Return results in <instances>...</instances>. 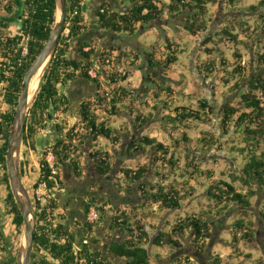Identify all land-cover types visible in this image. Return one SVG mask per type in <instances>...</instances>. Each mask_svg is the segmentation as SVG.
Returning a JSON list of instances; mask_svg holds the SVG:
<instances>
[{
  "label": "trees",
  "instance_id": "16d2710c",
  "mask_svg": "<svg viewBox=\"0 0 264 264\" xmlns=\"http://www.w3.org/2000/svg\"><path fill=\"white\" fill-rule=\"evenodd\" d=\"M120 1L124 5L127 4L125 6H128V9L118 10L110 1H104L94 9L97 25L113 36L122 33L132 35L138 25L144 26L159 21L165 14H168L172 20H180L183 29L190 35L205 33L211 21L209 7L220 2V0ZM248 1L247 4L243 3V0L224 1L227 12L231 13V19L212 36L205 37L203 52L212 59L208 62L198 60L195 66L199 75L205 80L211 78L220 67L225 68V75L221 81L224 87L228 88L226 94L233 93L235 98L224 105L219 122L226 134L232 132L238 139L234 145L229 147L231 152L241 156L245 161L242 167L234 170L235 174L231 176L232 181L230 182L223 178L214 179V172L211 169H202L191 157L187 158L185 171L191 175V178L195 175L209 178L210 182L205 185V196L214 203V209L210 207L206 209V207L199 214L194 212L185 217H179L170 232L163 230V227L154 228L148 219L149 215L155 214L157 209L161 211L180 209L186 198L184 193L174 184H165L163 178L167 173H164L163 177L158 170L152 171L153 176L157 178H154L152 184L143 182L149 174L147 164L137 168L118 167L117 170L123 179L119 183H114L117 192L124 190L125 184L127 188L138 185V190L144 197L142 205L139 208L131 206V210L125 207L118 208L108 216V212L112 210L108 201L98 203L97 197H88L84 204V222L76 223L80 226L78 234L63 222L64 214L57 213V201L53 196L44 199L35 198L34 208L37 222L30 264H101L102 262L112 264L105 258L106 250L113 257L124 259L126 264H150L152 256H159V254H154L156 253L153 251L154 247L171 248L173 252H176L173 264H197L196 260L191 259L193 255L195 259L199 257L210 259L208 264H223V257L220 254L206 252V244L212 237L209 217L211 215L217 218L223 217V214L227 215L226 213L232 209H248L252 206L251 197L257 195L259 190L264 192V44H262L264 0ZM84 2L85 0H66L67 15L64 30L60 35L56 52L44 75L40 89L29 109L22 144L35 150L36 134L46 127L53 113L59 115L68 111L71 97L77 101L83 100L78 110L80 122L76 126L72 125L64 136L58 137L50 147L44 150L39 162V174L33 184L34 188L44 183L48 194L62 188L63 182L59 172L54 173L46 159L48 152L54 157L55 169L59 167L58 163H67L74 176L80 177L83 167L77 155L80 154L81 145L92 143V147L96 146L101 137L113 143L120 142L118 135L122 134L121 131L105 120V114L101 116L99 113V110L103 109L109 115H118L121 113L120 105L125 106L131 118H134L133 131L136 132L129 136L130 141L126 145V154L133 155L149 147L156 154L155 161L167 163L173 171L172 174L176 175V170L180 169V157L175 155L176 150L181 143L191 146L194 140L188 134L191 129L189 123L200 122L202 125L206 124V127L207 124L210 126L213 112L210 101L200 97L196 104H192L189 100V103L183 102V104L177 103L176 105L177 99L173 98L174 91L170 81L167 83V79L163 80L166 86H162L163 82L156 83L155 81L157 88L161 92H167L168 95L161 99L160 93L154 92V96L158 99V106H154V109L167 111L168 113L163 116L164 121L171 129L179 131V137L169 133L173 141L172 149L175 148V150L170 151L168 145L157 141L153 136L140 134L145 124L151 121V113L148 118L138 109H134L131 103H126L134 96L133 91L128 89V85L124 84L130 72L124 71L122 74L110 72L109 68L113 66L109 58L110 53H101L97 59L98 66H95L92 41L84 36L87 30L83 11ZM22 3L23 10L19 16L20 27L15 35L9 33L10 23L8 21L0 24V92L2 102L8 107L0 113L1 181L7 188L3 205L5 213L11 217L14 231L18 234L23 229V218L9 185L5 158L8 138L14 110L23 88L24 77L34 58L45 45L57 18L55 0H22ZM0 6L4 10L3 16L5 17H10L17 12L16 0H0ZM66 30H68L67 34ZM74 39H77L75 55L80 56L77 62L78 71L72 68L70 60L71 45ZM223 42H227V45ZM254 43L256 46L252 51L251 47ZM241 47L249 54L255 55L248 62L244 61V64ZM24 48L27 50L26 54H23ZM163 48L165 51L161 55H158L156 48L145 54L147 64L145 70L149 76L170 69L179 60L181 49H178V43L169 41L165 36ZM218 58L219 63L216 64ZM251 67L255 69L256 74L250 73ZM92 71L94 75L91 74ZM104 75H107L105 82L109 86L108 89L101 83ZM69 80L73 83L69 90L70 96L60 92L58 88L60 85L64 86ZM88 87L95 89L94 101L84 99ZM202 134L196 143L202 150L219 141L206 128ZM223 144L226 145V142ZM186 149L188 150V147ZM107 152L108 150L101 151L97 148L90 154L94 161L95 173L103 177L109 176L115 170ZM24 165L25 162H20L22 177L26 172ZM181 174L182 178L186 176ZM236 181L240 182L241 190L234 185ZM125 191L127 192V189ZM146 205L156 207L154 210L148 209L146 213L143 211ZM93 206L97 210V218L89 221L87 214ZM260 215L264 218V212L260 211ZM107 221V228L112 234L119 236V239H113L103 249L95 250L89 245V243L93 246L99 243L94 235V226L96 223L104 224ZM252 224L253 222L243 217L236 220L234 227L245 231L240 236L235 232L234 242L255 238L256 229L249 227ZM184 239L188 240L193 253H185ZM84 240L87 243H84ZM4 264H12V262L9 260Z\"/></svg>",
  "mask_w": 264,
  "mask_h": 264
},
{
  "label": "rangeland",
  "instance_id": "374dc122",
  "mask_svg": "<svg viewBox=\"0 0 264 264\" xmlns=\"http://www.w3.org/2000/svg\"><path fill=\"white\" fill-rule=\"evenodd\" d=\"M16 1L17 12L10 17H6V21L10 23L8 31L11 35H15L19 30V16L22 14L23 10L22 0ZM109 1L113 7L118 10L128 9V6H125L127 4L124 5L120 0ZM224 1L225 0H220L218 4L211 5L209 7V16L211 17L209 29L205 33L197 35L188 34L183 29L180 20H172L169 18L168 14H165L159 21L145 24L144 26L138 25L132 35L122 33L118 36H113L110 33L103 31L97 25L96 17L89 18L85 12L87 30L85 31L84 36L92 41L91 46L95 51L93 57V62L96 64L95 66H98L97 59L101 53H110L109 58L113 64V66L109 68L110 72H117L121 74L124 71H128V73L130 72V76L127 80H125L126 82H124V84L128 85V89L133 91L134 96H132L131 99H128L126 103H131V106H133L134 109H138L139 112L144 113V115L148 118L149 113H151V121L145 124V126L140 130V134L155 137L157 141L168 145L170 147V151L173 147V141L170 139L169 133L179 137V131L171 129L163 119V116L168 112L162 109H154V106H158V99L153 93L156 91L159 92L161 99L166 98L168 95L165 91L161 92V90L157 88L156 84L160 82L164 83L165 81L163 80L166 79L167 83L170 81L169 83L173 88V98L177 99L176 105L177 103L183 104V102L189 103V100L192 104H196L198 98H207L213 107V112L211 113L212 120L209 123L210 126L207 124V127L206 124L202 125L200 122L189 123L191 129L187 131L189 136L194 140L191 143V146H188L186 143H181L177 148L175 155L180 157V169L176 170V175H173V171L168 167L167 163L155 161L156 154L152 152L149 147L145 148L144 151H137L133 155L128 156L126 154V145L130 141L129 136L135 131H133L134 118H131V115L127 112V108H125V106L120 105L119 109L121 110V113L115 116L109 115L101 109L99 110V113H101L100 115L102 116L105 114V120H108L112 127H117V129L121 131L122 134L118 135L121 141L113 143L111 140L101 137L99 138L96 146L93 145L92 147V143L81 145L80 154L77 155V157L80 158V162L83 167L81 176L75 177L71 170L69 172L67 171L68 174L63 176V164L58 163L59 167L55 169V172H59L62 180L65 179L66 181H69L72 176L76 182L79 181L84 186L89 185L88 189H92L97 194V197H101L102 200L104 198L111 200L112 202L111 206H109L110 208H112V205L117 204V208L125 207L126 209L131 210V206L139 208L143 203L144 197L139 194L138 185H133L127 188V185L125 184L124 190L117 192L114 183H119L123 179L117 169L118 167L137 168L141 165L147 164L149 167V174L143 179V182L148 184H152L154 182V178L156 177L153 176L152 171L158 170L163 177L164 173H167L163 178V182L165 184L168 183L169 185H176L186 197L183 200L184 202L182 203L180 209L168 211H161L157 209L155 210V214L149 215L148 219L154 228L157 227L159 229L163 227V230L170 232L172 226L179 219V217H185L194 212L199 214L206 207V209H208V207H210V209H214V203L210 198L205 196V185L210 182L209 178L207 176L197 177L196 175L194 178H191V175L185 171L187 169L185 164L187 158L191 157L201 166L202 169H211L214 172V179L223 178L231 182V176L235 174L234 170L242 167L245 163L241 156L231 152L229 148L234 145L238 139L234 136V134H232V132L226 134L219 122V117L224 105L233 101L235 98V94L233 93L226 94L228 88L224 87V84L221 81L222 77L225 75V68L220 67L219 65L220 68L217 72L215 74L213 73L211 78L205 80L201 75H199L197 68L195 67L198 60H206L208 62L212 59L203 52L205 49L203 44L205 37L207 35L212 36L216 31H219L222 27H224L226 22L231 19V13L227 12L226 6H224ZM243 3L247 4L249 1L243 0ZM1 9L2 8L0 6V12L2 11ZM165 36L168 37L169 41L178 43V49H181V52L179 53V60L173 64L170 69L162 70L149 76L145 70L147 68V64L144 56L153 48H156L158 55H161L165 51L163 48ZM216 41H218V39ZM223 43L227 45V42ZM154 44H156V46H153ZM262 44H264V38ZM255 46L256 44L254 43L251 47L252 51L255 49ZM240 50L244 55L243 64L244 61L248 62L249 59L255 57V55L249 54L243 50L242 47ZM79 59L80 56H76V64ZM217 62L219 63V58L217 59L216 64ZM76 68V71H78L79 66L77 65ZM250 73L256 74L257 72H255V69L251 67ZM91 74L94 75V72L92 71ZM105 81H107V75H104L101 78V83L103 84V87L108 89L109 86L106 85ZM72 84V81L69 80L64 86H58L59 91L69 95V90L71 89ZM162 86H166V84L164 83ZM95 94V89L88 87L86 88L84 99L94 101ZM81 101L83 100L77 101L71 97L70 107L66 113L59 115H55L54 113L52 114V118L47 121L46 127L36 134L35 150H31L23 144L21 145L20 162H25L24 167L26 171L22 179L31 196L33 208L34 196L37 195V193L42 195L45 192L44 189H40V184L36 188L33 186L39 174V162L43 157L42 154L44 150L50 147L58 137L64 136L65 132L72 125H78L80 122L78 110ZM6 109H8V107L4 102H2L0 92V113ZM205 128L210 130L213 135L219 139V141L217 144L206 147L204 148L205 150H202L200 149V145L198 146L196 143L198 142V139L202 137V131ZM224 142H226V145L223 144ZM186 147H188V150ZM97 148L101 151L108 150L107 153L109 157H111V161L113 162L115 168L109 176H99L93 169L94 161L90 154ZM172 150H175V148ZM177 152L179 153L177 154ZM51 155L52 154L48 152L46 157H51ZM169 155L170 152L168 156ZM181 173L186 176L182 178L180 176ZM1 176L2 168L0 167V235L3 238L5 247V249H0V262L6 260L7 258L8 261L10 260L12 262V264H17L16 255L22 241L23 229L20 234L16 233L11 224V217L4 211L3 204L7 188L6 185L2 183ZM234 185L240 189V182L237 183L236 181L234 182ZM126 189L127 192L125 191ZM263 193L264 192H262V190H259L257 195L251 197L252 206L248 209H232L230 212L226 213L227 215L223 214V217L217 218L213 215L209 217V220L211 221L212 237L206 244V252H210L211 254H220L223 257V264H228V262H230V264H264V218L260 215V211L264 212ZM116 194L118 195L117 197ZM47 195L49 198L53 196L48 193ZM63 205L64 204L60 202V206L65 207ZM57 206V213L64 214L58 202ZM155 207V205L151 207L146 205L143 208V211L147 213L148 209L154 210ZM111 214L112 212L109 211L108 216ZM64 216L65 219L63 222H66V215L64 214ZM242 217L251 221V223L253 222V224L249 225V227L256 229L257 235L255 238H249L247 240L241 239L238 242H234L233 234L236 232L237 235L240 236L243 231H245L234 227V222ZM107 224L108 221L104 224L96 223V233L103 236L102 240L104 241H108L111 238L119 239V236L112 234L109 231ZM104 233L105 235L107 234V236H104ZM184 245L186 247L184 250L186 253L190 254L191 250L189 249L191 248L187 239H184ZM153 251L158 252L161 257H168L169 259L176 256V252H171L172 250L170 251V249L166 247L162 249L154 247ZM170 252L172 254L168 255ZM206 254L204 256H206ZM202 259H204V257H202ZM194 260L196 259L194 258ZM110 261L112 264L120 262L119 259H112ZM154 261L155 257H152L151 262L153 263ZM209 261L210 259L208 258L204 259L202 264H208Z\"/></svg>",
  "mask_w": 264,
  "mask_h": 264
},
{
  "label": "water",
  "instance_id": "95a60500",
  "mask_svg": "<svg viewBox=\"0 0 264 264\" xmlns=\"http://www.w3.org/2000/svg\"><path fill=\"white\" fill-rule=\"evenodd\" d=\"M55 4L57 15L56 21L51 28L45 45L40 53L34 58L24 77L23 88L20 92L17 105L14 110V116L8 138V148L5 156L10 189L14 199L19 205L20 213L23 218L22 241L16 255L17 264H30V256L33 248V236L37 222L31 196L23 183L20 173V152L29 109L36 98L38 90L40 89L44 75L56 52L58 40L65 26V19L67 15L66 0H55ZM76 42L77 39H74L71 45V54L74 55ZM70 60L72 68L76 71V63L73 59ZM35 77V87L31 90L30 84ZM61 164H63V167L68 168L70 171L67 163L62 162ZM63 172L66 171L63 169ZM105 258L108 260L116 259L110 255L108 250H106Z\"/></svg>",
  "mask_w": 264,
  "mask_h": 264
},
{
  "label": "crops",
  "instance_id": "0c3cea01",
  "mask_svg": "<svg viewBox=\"0 0 264 264\" xmlns=\"http://www.w3.org/2000/svg\"><path fill=\"white\" fill-rule=\"evenodd\" d=\"M104 1H109V0H85V2L83 3V11L87 13V16L89 18L95 17L94 9L97 7V5H99L100 3L104 2ZM4 20H5V18H4ZM71 59H73V61L75 62L76 55L71 54ZM64 170L66 172H63V173H65L63 176L68 174L67 171L69 172L68 168H66V167H64ZM62 182H63L62 188L60 190H55L52 194H53V196H55L54 198L57 199L59 206H60V202H62V204H64L63 206H65V207L60 206V208L63 210L64 214L66 215V219H67L66 222H64V223L67 226H69V228L73 229L74 231H76L78 233L79 228H77L78 226L76 225V223H83L84 222L83 210H84L85 200L87 197H93V196L97 197V194L92 189H88L89 185L84 186L79 181L76 182V180L72 176H71V179H69V181H66L65 179H63ZM117 196L118 195L116 194V197ZM97 200L100 203H105L108 201L109 206H111L112 201L107 200V198H104L102 200L101 197H97ZM116 205L117 204L112 205L111 212L118 209ZM96 230L97 229H96V225H95L94 235L98 239L99 243H97L94 246L91 245L90 243H89V245L91 248H93L95 250L103 249V247L107 246V244L110 241H112L114 238H111L108 241H104V240H102L103 236L96 233ZM104 236H107V234L105 235V233H104ZM190 248H191V246H190ZM158 249H161V248H158ZM168 249H170V251L172 250L171 248H168ZM171 252H173V251H171ZM171 252L168 255H171L172 254ZM185 253H186V251H185ZM154 254H159V253L156 252ZM191 255H193V254H191ZM152 257H155V261L153 263L150 262V264H173L174 260L176 259V256L174 258H171V259H169L168 257L167 258L161 257V255H159L158 257H156V256H152ZM193 257H195V256L194 255L191 256V259H194ZM116 259L120 260V262H117V264H126L124 259H122V258H116ZM102 263H105V262H102ZM228 264H230V262H228Z\"/></svg>",
  "mask_w": 264,
  "mask_h": 264
},
{
  "label": "built area",
  "instance_id": "2783aa9c",
  "mask_svg": "<svg viewBox=\"0 0 264 264\" xmlns=\"http://www.w3.org/2000/svg\"><path fill=\"white\" fill-rule=\"evenodd\" d=\"M68 30H66V34H67ZM27 50L26 48H24L23 50V54H26ZM47 161H48V164L50 166V168L52 169V171L55 173V166H54V157L51 155V157H46ZM44 189V194L40 195V193H37V195L34 196V199H44L45 197L49 198L48 195H47V192L45 190V184L42 183L40 184V189ZM43 192V191H41ZM87 218L89 221H94L96 218H97V211L91 207L88 214H87ZM84 243H87L86 240L83 241Z\"/></svg>",
  "mask_w": 264,
  "mask_h": 264
},
{
  "label": "flooded vegetation",
  "instance_id": "af4514ba",
  "mask_svg": "<svg viewBox=\"0 0 264 264\" xmlns=\"http://www.w3.org/2000/svg\"><path fill=\"white\" fill-rule=\"evenodd\" d=\"M2 11L0 12V24H2L4 21H6V17L5 16H3V12H4V10L3 9H1ZM3 18H5V20L3 19ZM20 20V19H19ZM83 213H84V210H83ZM80 224H82V223H80ZM80 226H78L77 228H79ZM2 248H4L5 249V247H4V242H3V238L1 237V235H0V249H2ZM189 250H191V253H193V250L192 249H189ZM204 259H206V257H204ZM204 259H202L201 257H199L198 259L196 258V263L197 264H202L203 263V260ZM6 262H8V259L6 258V260H4V261H1L0 262V264H4V263H6Z\"/></svg>",
  "mask_w": 264,
  "mask_h": 264
},
{
  "label": "bare ground",
  "instance_id": "6f19581e",
  "mask_svg": "<svg viewBox=\"0 0 264 264\" xmlns=\"http://www.w3.org/2000/svg\"><path fill=\"white\" fill-rule=\"evenodd\" d=\"M35 81H36V77L32 80L31 84H30V89H34L35 87Z\"/></svg>",
  "mask_w": 264,
  "mask_h": 264
}]
</instances>
